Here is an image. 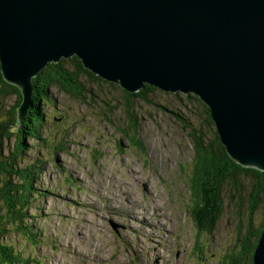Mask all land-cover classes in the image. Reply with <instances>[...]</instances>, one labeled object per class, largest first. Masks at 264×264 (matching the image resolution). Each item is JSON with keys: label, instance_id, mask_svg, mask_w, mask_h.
<instances>
[{"label": "rangeland", "instance_id": "obj_1", "mask_svg": "<svg viewBox=\"0 0 264 264\" xmlns=\"http://www.w3.org/2000/svg\"><path fill=\"white\" fill-rule=\"evenodd\" d=\"M103 83L89 85L85 102L52 89L67 121H55L59 112L47 106L42 141L26 138L23 147L31 146L25 162L44 166L36 179L40 195L27 211L35 242L12 229L3 242L41 264H223L227 254H238L237 227L244 235L247 223L236 206L239 194L224 196L210 233H199L190 215V138L200 132L208 142L215 129L201 106L181 92L154 91L132 101L133 132L122 89ZM14 102L8 99L6 109ZM13 145L14 138L5 142L6 149ZM262 219L260 210L254 224Z\"/></svg>", "mask_w": 264, "mask_h": 264}, {"label": "water", "instance_id": "obj_2", "mask_svg": "<svg viewBox=\"0 0 264 264\" xmlns=\"http://www.w3.org/2000/svg\"><path fill=\"white\" fill-rule=\"evenodd\" d=\"M77 57L129 94H193L228 156L264 171V0H0V70L31 107L32 78ZM253 264H264L263 232Z\"/></svg>", "mask_w": 264, "mask_h": 264}, {"label": "trees", "instance_id": "obj_3", "mask_svg": "<svg viewBox=\"0 0 264 264\" xmlns=\"http://www.w3.org/2000/svg\"><path fill=\"white\" fill-rule=\"evenodd\" d=\"M102 82L108 83L93 72L84 69L81 61L75 56L68 59L61 58L57 63H48L36 77L32 78L31 107L26 111L19 125L18 109L23 102V96L16 86L5 81L0 70V264H41L38 259L35 261L21 256L3 240L9 232L7 229H12L35 242L36 235L27 222V211L31 208L33 197L40 195L36 179L43 173L44 166L38 159L34 162H25L23 160L25 152L31 146L27 145L25 150L23 147L26 138L36 142L42 141L41 130L44 120L48 117L45 113L47 106L49 109L54 108L51 114L59 112V116L54 117L55 121H67L62 117L66 112L56 110L52 89L72 99L85 102V97L92 95L88 89L89 85H98ZM108 84L112 85V83ZM157 90L160 89L147 83L135 94H128L122 90L126 99L125 114L129 121V129L133 132L137 126L135 114L132 112V101L146 99L150 93ZM10 98H14L15 102L6 109V102ZM184 99H192L198 103L205 115L206 125L215 128L209 108L197 96L189 94L185 95ZM180 119L186 123L183 118ZM212 132L213 138L208 142H205L204 135L200 132L193 133L190 138L194 151L192 178L190 183L188 182L192 201L190 215L199 233H210L223 213L224 196L232 200L236 194H239L240 198H237L236 206L240 214L244 211L246 215V217L242 216L247 222L245 234H242L240 223L237 227L240 252L227 254L223 264H253L254 254L263 232L264 171L237 164L228 156L216 129ZM12 138H14L13 147L6 149L5 142ZM133 138L130 139L131 144L140 149V143ZM56 145L57 149L62 150L60 140ZM241 194L243 195L240 196ZM260 210L263 219L257 226L254 224V219Z\"/></svg>", "mask_w": 264, "mask_h": 264}, {"label": "bare ground", "instance_id": "obj_4", "mask_svg": "<svg viewBox=\"0 0 264 264\" xmlns=\"http://www.w3.org/2000/svg\"><path fill=\"white\" fill-rule=\"evenodd\" d=\"M20 91V90H19ZM165 93V92H164ZM168 93V92H167ZM83 250V249H82Z\"/></svg>", "mask_w": 264, "mask_h": 264}]
</instances>
